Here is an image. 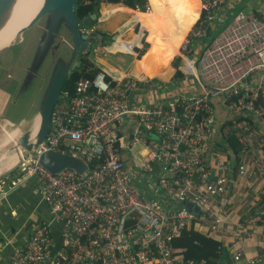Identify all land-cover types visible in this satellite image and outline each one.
I'll list each match as a JSON object with an SVG mask.
<instances>
[{
    "label": "built area",
    "instance_id": "2783aa9c",
    "mask_svg": "<svg viewBox=\"0 0 264 264\" xmlns=\"http://www.w3.org/2000/svg\"><path fill=\"white\" fill-rule=\"evenodd\" d=\"M223 1L199 0L200 19L189 29L179 50L187 51L192 39L208 36L206 26ZM91 30L94 27L87 32ZM191 65L193 70H188L185 61V70L194 76L200 94L133 102V93L140 87L137 83L150 87L152 76H114L96 65L98 69L90 78L77 82L74 95L58 99L43 140L35 145L36 134L29 137L33 146L15 163L18 173L6 182L0 178V199L7 189L31 178L50 210V218L15 248L9 264H208L185 260L172 238L192 221L213 237L226 233L221 216L227 209L220 214L214 208L217 204L223 207L220 200L228 190L225 156L230 149L225 142L211 143V99L239 95L228 104L231 110L264 115V17L235 13ZM254 74L263 78L251 84ZM258 99L260 103H256ZM127 116L135 122L125 137L120 126ZM141 126L155 138L148 137ZM222 135L237 140L238 177L251 181L252 173L264 174L261 143L250 122H230ZM49 150L78 158L86 165L84 171L65 168L49 172L38 163L39 154ZM123 151L133 158L139 155L136 167L143 175L158 167L166 172L158 177L156 186L169 205L141 193L123 164ZM207 152L213 171L204 164ZM196 174L199 182L193 178ZM187 202L200 213L187 211ZM257 204L245 208L234 222L231 232L237 242L249 238L258 224L264 225V202ZM54 222L63 225L60 246L52 235ZM230 259L237 264L260 261L257 255L248 257L240 249L231 253Z\"/></svg>",
    "mask_w": 264,
    "mask_h": 264
},
{
    "label": "crops",
    "instance_id": "0c3cea01",
    "mask_svg": "<svg viewBox=\"0 0 264 264\" xmlns=\"http://www.w3.org/2000/svg\"><path fill=\"white\" fill-rule=\"evenodd\" d=\"M146 2L148 8L144 11L130 8L121 2L113 3L106 0H100L99 2V18L97 19L100 23V28L95 29L112 34L111 40H106L102 43V49H106L109 51V54L115 55L114 58H117L120 63L117 62L116 65H113L111 62L112 57L108 55L106 57H99L97 63L111 75L139 76L140 74H145L149 77L155 74L156 76L160 75V73L164 72L162 69L168 64L169 60L179 52L180 44L186 33L189 29L195 27V24L200 19L201 8L199 0H187L189 3L187 5L185 4V0H181L180 3L179 0H146ZM237 12L264 17V0H224L216 9L214 18L209 24L211 30L213 29L210 32L211 34L208 32L207 37L199 38L198 42L195 41L192 45L193 51L195 52L194 48L199 47L200 51L198 53H200L204 45L214 35L212 33L218 32L231 22L234 14ZM155 40L158 41V44L152 50V42ZM143 41L148 43L145 52L139 58L134 56L132 63L127 66V69L119 65L123 64L121 55L113 53L124 51L136 54L134 48H140ZM148 49H150L149 53H147ZM157 52H162L164 56L170 57H163ZM187 69L193 70L189 61H187ZM261 78L263 77L254 74L250 79V83H255L261 80ZM262 81L264 82V79ZM172 83L170 82V85L166 83L164 86H174L172 89L167 87L166 90L168 92L162 91L161 88L155 91L152 88L146 90L145 85L140 86L133 93V102L165 101L175 97L179 93L191 95L200 94L202 91L193 75H190L189 79H183L181 84ZM158 84V87L162 85L161 82ZM184 84L186 86H183ZM177 85L179 86L176 87ZM155 92H164V95ZM0 93L7 92L0 91ZM211 100L214 108L212 145L223 142L227 143L222 135L221 125H223L225 120L234 118L240 113H243L250 120L255 130V139L261 145L263 144L264 119L262 117L250 111L237 112L231 110L224 102L223 96H216ZM39 112L40 110L34 114L35 117L33 119L39 116ZM132 119V117L127 116L120 126V130L122 129L121 132L123 131L122 133L125 134V137H127L128 131L135 122ZM261 150L264 155L262 147ZM208 157L207 152L204 164L210 171H213L210 158ZM225 158L228 166V190L224 200H220L223 203V207L217 204L214 210L220 213V210L227 209V214L221 216L222 220H224L223 224L226 233L219 235L221 237H214L220 238L224 243L229 244L230 253L240 249L242 254L248 257L257 255L260 261L256 264H264V225L258 224L252 228L249 238L238 242L233 239L231 232L234 222L242 217L245 208L249 209V207L255 206L260 199L264 202V193L260 194V191L264 190V174H259L258 172L252 173V170H250L249 172L252 173L254 179L251 181L243 180L236 175V156L231 150L226 154ZM122 160L124 166L136 181L141 193L146 198L158 199L164 205H169L168 200H166L167 198L163 196L162 190L156 186L158 177L163 173L166 174L164 170L158 167L153 173L143 175V172L136 167L139 155L137 154L133 158L129 151L122 152ZM18 171V168H12L11 166L0 175V178H4L6 182L8 179L14 177ZM49 218V207L41 198L40 187L33 179L29 178L16 187L7 189L5 196L0 199V264H9V257L15 248L23 245L29 239L33 229ZM202 230L207 233L204 227H202ZM63 233L62 223L54 222L52 224V235L57 246L61 245Z\"/></svg>",
    "mask_w": 264,
    "mask_h": 264
},
{
    "label": "rangeland",
    "instance_id": "374dc122",
    "mask_svg": "<svg viewBox=\"0 0 264 264\" xmlns=\"http://www.w3.org/2000/svg\"><path fill=\"white\" fill-rule=\"evenodd\" d=\"M59 13L61 12L48 13L41 16L33 26L18 33L8 46L0 49V91L7 92L0 93V102L2 104L0 106L1 166L5 162L7 155H12L14 152H17V140L23 133L28 132L29 137L31 139L33 138L39 123V116H37L35 120L33 119L35 117L34 114L40 110L44 92L55 72V68L58 65L69 64L75 44L72 41L71 32L65 25L64 17L60 16ZM53 17L56 18V20H54L55 29L51 31L53 35L48 42L44 39V36L45 33H49L48 29ZM91 26L94 27V29L100 28L98 19ZM187 35L188 33L186 36ZM42 39L44 42H48L46 44L45 54L36 58L37 48L40 47ZM198 40L199 39H197L196 42H198ZM86 48L90 50L88 57L92 61H95L97 65V59H99V57H106L107 55L112 57L111 62L113 65L119 62L117 58H114L115 55H111L112 53L109 54L108 50L102 49V42L94 41L88 43L85 45V49ZM140 48H143V44ZM191 48L193 49V47ZM194 50L195 52L193 51L191 57L186 56L180 50L175 54V56H181L179 68H181L186 75L184 79L190 78V73L185 70V61L194 64L200 48L196 47ZM77 52H79V50ZM113 54L121 55L120 57L123 60V64L121 63L119 65H122L125 69L132 63L134 56H136V54L124 51L121 53L115 52ZM129 55L130 58L128 57ZM175 56H173L162 69L164 70L163 73H160L158 76L155 74L151 77L153 80L152 85L146 87V90L152 88V90L155 91L159 90L158 88H162V91L168 92L166 90L167 87H169V89L173 88L164 86L166 83L170 85V82H172L170 77L174 67L171 66V62ZM35 58L37 61L33 63L35 62ZM158 81L162 83L160 87H158ZM154 83H157V86L154 85ZM178 86L179 85L176 87ZM183 86L186 85L184 84ZM164 92L155 93L164 95ZM4 97L6 99L5 102ZM10 134H12V136ZM3 172H1L0 175Z\"/></svg>",
    "mask_w": 264,
    "mask_h": 264
},
{
    "label": "trees",
    "instance_id": "16d2710c",
    "mask_svg": "<svg viewBox=\"0 0 264 264\" xmlns=\"http://www.w3.org/2000/svg\"><path fill=\"white\" fill-rule=\"evenodd\" d=\"M106 1L113 2V3L121 2L130 8H133V9L136 8L141 11L146 10L148 6L146 0H106ZM99 2L100 0H77L76 8H75V15L78 21L81 20L83 17L90 15L92 13H97V18H98ZM180 2L181 0H179V3ZM185 4L186 5L189 4L187 0H185ZM97 18L95 20H92L89 25L91 26L97 20ZM212 30L209 27V25L206 26V31L209 32V34H211L210 32ZM95 31L99 32L102 35L100 39H96L95 41H100L104 43L106 40L108 41L111 40L112 34L107 33L105 31H101L99 29H95ZM216 33L217 32L212 33V34L215 35ZM214 35H212L211 38ZM157 42H158L157 40L152 42V46H151L152 50H154V48L157 46L158 44ZM194 42H195L194 39L190 41V43L188 44L187 51H184V52H182V50L180 51L186 56L191 57L193 54V49L191 47ZM142 44H143V48H137V47L134 48V52L136 53L137 58H139L145 52L148 46L147 42L143 41ZM89 53H90V50H88L87 48L77 53L76 60L78 61V65L70 69L67 77L65 78L64 86H63V89L60 95V99L65 98V97H71L72 95H74L75 86L77 82L80 79L90 78L97 71L98 69L96 67L97 64L95 63V61H92L88 57ZM157 53L161 54L163 57H166L163 55L162 52H157ZM128 57L130 58V55ZM180 61H181V56H175L171 62V66L174 67V70H172L171 72L170 79L172 82L174 81L173 82L174 84H179V83L181 84L182 80L186 76L185 73L181 70V68H179ZM137 84L139 86H143V83L138 82ZM181 94L183 93H179L176 96L181 95ZM238 96L239 95H235V96H232L231 98L223 97L224 102L228 105L230 102L236 101ZM150 102H153V100ZM260 102H261L260 99L256 101V103H260ZM146 103H149V102H146ZM261 117L264 119V115H262ZM233 121L250 122V120H248L247 117L243 113H240L238 114V116L234 118L225 120L223 122V125H221L222 126L221 129L223 130L227 124ZM225 140L227 141V145L229 149L231 150V152L236 156L238 153V144H237V140L235 136L226 135ZM261 147L264 149V142L261 145ZM193 178L194 180L198 182L200 181L199 174L194 175ZM261 203H263V201L258 202L257 205H260ZM172 244L174 247L182 249L181 252L184 256V259L187 260L188 262L198 263L204 260L208 264H234L235 263L230 259V254H231L230 248H229L230 245L224 243L223 240L220 238L210 236L204 230H202V227L195 224L194 221H192L188 226H184L180 229L179 235L172 238Z\"/></svg>",
    "mask_w": 264,
    "mask_h": 264
},
{
    "label": "water",
    "instance_id": "95a60500",
    "mask_svg": "<svg viewBox=\"0 0 264 264\" xmlns=\"http://www.w3.org/2000/svg\"><path fill=\"white\" fill-rule=\"evenodd\" d=\"M6 0H0V15L2 6L5 3ZM76 2L77 0H46L45 3L38 9V11L34 14V16L29 20L28 24L19 30L18 33H21L26 28H29L33 26L38 19L46 15L48 13H59L60 16L64 17L65 25L67 29L71 32V38L74 42V50L71 54L69 64L67 65H58L55 68V72L48 83L46 90L44 92L41 106H40V112H39V123L37 127V133H36V141L35 145L37 143H40L43 138L46 135L52 110L57 103L58 99L60 98L65 78L67 77L70 69L74 68L78 65V61L76 60L77 51H81L85 49V45L91 42H94L96 39H100L102 35L99 32H96L95 30H91L87 32V29L89 28V24L92 20H95L97 18V13H92L90 15H87L83 17L81 20L78 21L76 15H75V8H76ZM56 18L53 17V20H51V25L49 26V33H45L44 39L49 42L50 37L53 35L51 31L55 29V21ZM48 42H44L43 39L41 40L40 47L37 48V54L36 58L40 57L42 54H45L46 50V44ZM133 50V49H132ZM34 59L36 63L37 59ZM140 129L146 133L148 136L155 138V136L145 130L142 126ZM29 133L25 132L23 133L17 140V143L20 144V146L25 149L26 151H30L32 149V142L28 141ZM18 160H20V156L18 155ZM38 163L44 167L46 170H48L51 173H57L65 168H71L75 171L81 173L84 171L86 165L79 160L78 158H75L69 154L60 153L58 151H44L39 154L38 156ZM185 209L187 211H193L195 213H199V208L195 205H192L191 203L187 202L185 203Z\"/></svg>",
    "mask_w": 264,
    "mask_h": 264
},
{
    "label": "bare ground",
    "instance_id": "6f19581e",
    "mask_svg": "<svg viewBox=\"0 0 264 264\" xmlns=\"http://www.w3.org/2000/svg\"><path fill=\"white\" fill-rule=\"evenodd\" d=\"M45 1L46 0L5 1L0 15V49L4 48V46H8L13 41L19 30L28 24L29 20L45 3ZM149 51L150 49H148L147 53H149ZM10 135L12 136V134ZM16 149L19 151V154L22 153L18 144ZM17 157V152H14L12 155H7L3 165H0V173L10 168L17 160Z\"/></svg>",
    "mask_w": 264,
    "mask_h": 264
},
{
    "label": "clouds",
    "instance_id": "9594fccd",
    "mask_svg": "<svg viewBox=\"0 0 264 264\" xmlns=\"http://www.w3.org/2000/svg\"><path fill=\"white\" fill-rule=\"evenodd\" d=\"M91 26H89V28H90ZM184 94V93H183ZM190 95V94H189ZM36 133H37V130H36ZM35 133V134H36ZM35 137H36V135H35ZM28 141H29V137H28ZM18 145H20L19 143H18ZM20 148H22L21 146H20ZM25 152H26V150L25 149H23L22 148V153H20L19 154V151L17 150V153H18V155L20 156V159H21V156H22V154H25ZM28 152V151H27ZM20 160H18V157H17V160H16V162H19ZM15 162V163H16ZM15 163H14V165L12 166V168H17V166L15 165ZM200 211V210H199ZM200 213V212H199Z\"/></svg>",
    "mask_w": 264,
    "mask_h": 264
}]
</instances>
